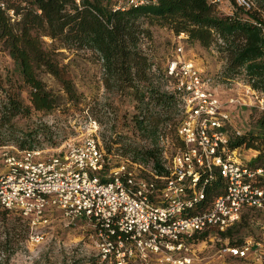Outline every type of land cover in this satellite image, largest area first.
Listing matches in <instances>:
<instances>
[{
	"label": "built area",
	"instance_id": "1",
	"mask_svg": "<svg viewBox=\"0 0 264 264\" xmlns=\"http://www.w3.org/2000/svg\"><path fill=\"white\" fill-rule=\"evenodd\" d=\"M156 1L116 0L114 10ZM233 1L244 11L256 9L252 0ZM0 10L11 23L20 19L7 0H0ZM176 50L164 74L180 99L176 135L181 146L170 163H162L164 174L151 163L149 169L133 162L107 169L95 131L49 157L41 158L38 149L0 155V211H15L28 220L32 243L43 240L49 213L59 210L68 226L91 225L97 253L86 264H193L196 236L224 232L245 209L264 211V157L251 164L259 152L245 160L244 146L230 147V139L242 134L230 132L229 113L211 79L178 57L180 46ZM242 89L226 103L264 113V94L246 83ZM229 251L243 257L248 247Z\"/></svg>",
	"mask_w": 264,
	"mask_h": 264
},
{
	"label": "trees",
	"instance_id": "2",
	"mask_svg": "<svg viewBox=\"0 0 264 264\" xmlns=\"http://www.w3.org/2000/svg\"><path fill=\"white\" fill-rule=\"evenodd\" d=\"M252 1L256 9L244 11L230 0L233 11L224 15L218 4L209 0H157L155 4L119 10H114L115 0H7L8 9L20 19L11 23L5 11L0 10V48L28 88L31 108L43 112L55 108L56 99L46 90L39 73L52 76L68 101L78 104L69 65L61 62L62 53L58 51L92 53L101 65L103 87L108 93L130 99L136 110L133 132L140 141L149 143L146 147L121 139V156L133 163H151L161 175L164 173L158 142L167 135L176 139L180 99L174 92L162 89V81L169 84L168 78L164 71L153 69L154 64L142 48L143 42L151 39L150 28H165L175 36L183 34L190 44L214 50L224 63V81L239 78L264 94V0ZM45 38L50 40L49 45L43 41ZM3 85L0 79V91ZM9 85L15 86L11 82ZM31 108L21 101L20 89L6 92L5 100H0V139L9 130L12 135L11 120L28 115ZM41 131H21L19 137L11 139L10 135L7 141L22 151L33 150L40 144ZM44 134L43 140L54 145L52 137ZM240 146L259 152L260 159L264 157V113H256L254 129L230 139L231 148ZM206 192L210 197L212 191ZM241 222L242 218L219 233L222 239L229 240L231 248L242 245L233 242L232 232ZM207 235L196 236L195 242Z\"/></svg>",
	"mask_w": 264,
	"mask_h": 264
},
{
	"label": "rangeland",
	"instance_id": "3",
	"mask_svg": "<svg viewBox=\"0 0 264 264\" xmlns=\"http://www.w3.org/2000/svg\"><path fill=\"white\" fill-rule=\"evenodd\" d=\"M116 1V0H115ZM218 9L226 15L233 11L230 0H219ZM152 36L142 44L154 68L160 73L165 65L176 57L177 47L182 48L178 56L182 60L192 61L204 75L211 79V85L221 99L223 107L229 113L231 133L244 134L254 129V119L258 113L252 107L229 106L226 101L229 97L243 93V81L239 78L233 81H224L222 71L224 63L212 49H204L198 45L190 44L185 35L177 38L165 28L151 27ZM43 41L49 45L48 38ZM61 62L69 65L73 83L80 99L78 104L68 101L67 95L61 90L52 76L39 73V78L56 99V107L48 112L35 111L31 108L28 97V88L21 83L20 76L5 51L0 48V79L3 81V90L0 91V100H5L6 92H15L20 89V99L31 110L28 115H20L11 120L14 130L12 135L7 132V138L0 139V155L9 153L18 156L20 150L15 143L7 141L19 137L21 131L34 128L42 130L38 139L40 144L36 148L41 150V158L57 154L64 145L78 141L95 131L101 148L106 156V168L120 164H129L131 161L121 156V139L128 138L146 147L147 141H140L132 129V117L136 113L134 104L128 97L108 93L102 84V69L96 57L88 52L69 53L60 50ZM9 82L15 86L10 88ZM162 89L171 91L167 81H162ZM181 119V114H180ZM47 132L55 142L51 145L49 140L44 141ZM123 141V140H122ZM119 142V143H118ZM117 143V144H115ZM161 150V162L170 163L176 149L180 147L179 139L167 135L158 142ZM242 156L248 160L253 151H242ZM251 160V164H259L261 159ZM146 169L151 167L145 164ZM4 171L0 157V173ZM215 190V189H214ZM213 190V191H214ZM50 223L45 229L43 240L32 243L29 239L30 225L28 220L22 218L15 211H0V264H86L96 260L94 248V234L90 224L79 221L75 225H66L62 213L53 210L49 213ZM242 222L233 229V242H241L248 247L243 257L234 256L229 249L228 239H222L220 232L212 231L205 239L192 245L194 253L193 264H264V211L248 209L243 210L239 221ZM238 221V222H239ZM237 222V223H238ZM227 230V229H226ZM225 230V231H226ZM224 231V232H225Z\"/></svg>",
	"mask_w": 264,
	"mask_h": 264
}]
</instances>
